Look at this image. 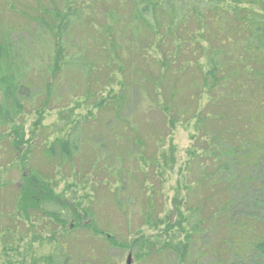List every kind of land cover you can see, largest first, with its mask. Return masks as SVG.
<instances>
[{
  "label": "trees",
  "instance_id": "1",
  "mask_svg": "<svg viewBox=\"0 0 264 264\" xmlns=\"http://www.w3.org/2000/svg\"><path fill=\"white\" fill-rule=\"evenodd\" d=\"M0 132V264H264V0H0Z\"/></svg>",
  "mask_w": 264,
  "mask_h": 264
},
{
  "label": "rangeland",
  "instance_id": "2",
  "mask_svg": "<svg viewBox=\"0 0 264 264\" xmlns=\"http://www.w3.org/2000/svg\"><path fill=\"white\" fill-rule=\"evenodd\" d=\"M20 36V35H19ZM18 39V37H16ZM21 38V37H20ZM19 40L23 41V40H26V37L22 38ZM23 39V40H22ZM27 44L24 43V45L20 46V49L22 51V53L26 52V51H29V49H27L29 46H26ZM70 94V87L68 85V83L64 82L63 84V87H62V96L64 98H67L68 95ZM132 106H131V109L134 107H136V101L134 100L132 103ZM138 110V109H136ZM134 110V111H136ZM51 112H49L50 114ZM24 128L25 129H28V127L30 126V123H31V118L30 117H24ZM53 120V114L51 113V115H48V116H45L43 118V123H48V122H51ZM16 124H22L20 123L19 120H16L15 121ZM1 133V132H0ZM189 134L187 131L183 130L182 128H177L174 132H173V135L171 137V139H166L165 140V148L168 147L169 149V145H171L174 149H175V156H176V160H177V165H176V168L174 170V174H173V177H172V180H171V183L170 185H173L174 182H175V175H177V172H179V168L181 167V165L185 162V151L190 147L192 146L191 145V141L189 139ZM26 139V138H25ZM167 145V146H166ZM7 159L5 157H3L2 155H0V166H3L5 164V161ZM18 174L16 173L15 170L9 172L6 177H1L0 179V183H3L4 181L8 180L10 182V188L6 189V191L8 192H12L13 189L12 187L14 188V186L17 184V180H18ZM59 189L55 190L56 192L58 191ZM172 197V194H169V200L171 199ZM128 205V210L133 212V209L134 211L137 210V205L136 203H133L131 200L129 201V203L127 204ZM105 222L109 223V222H114V219H113V216H109V217H106L104 219ZM133 222L138 225L139 224V219H138V216L135 214L134 215V219H133ZM82 242V241H81ZM82 244H86V243H82ZM83 247H85V245H82ZM108 256L107 259L105 260H101L102 264H126V261H127V257L130 256L131 258V262L130 264H174L173 260L171 257H164V258H156V259H136V252L135 251H131L129 249H122V250H119L118 248H114V249H111L108 253H107Z\"/></svg>",
  "mask_w": 264,
  "mask_h": 264
},
{
  "label": "water",
  "instance_id": "3",
  "mask_svg": "<svg viewBox=\"0 0 264 264\" xmlns=\"http://www.w3.org/2000/svg\"><path fill=\"white\" fill-rule=\"evenodd\" d=\"M130 262H131V258H130V256H128V257H127L126 264H130Z\"/></svg>",
  "mask_w": 264,
  "mask_h": 264
}]
</instances>
